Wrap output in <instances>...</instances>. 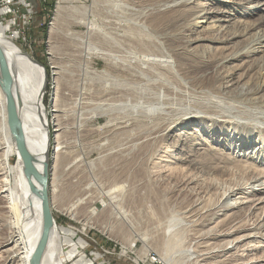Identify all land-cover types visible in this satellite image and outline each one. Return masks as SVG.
Masks as SVG:
<instances>
[{"label": "rangeland", "instance_id": "1", "mask_svg": "<svg viewBox=\"0 0 264 264\" xmlns=\"http://www.w3.org/2000/svg\"><path fill=\"white\" fill-rule=\"evenodd\" d=\"M162 2L67 0L53 39L49 37L53 14L43 20L39 6L26 34L24 52L43 66L47 76L43 102L51 124V147H65L49 178L53 216L57 227L77 232L74 241L81 238L85 243L80 254L91 261L102 254L104 245L106 250L116 249L105 260L113 264H152L153 256L160 264H204L193 218L186 212L216 206L230 190L249 188L257 175L264 182V88L257 91L264 80V44L252 57L227 63L225 69L235 73L232 86L220 87L215 79L217 59L264 33V0L242 7L197 0L193 8L207 5L209 14L195 20L187 14H167L164 9H173L174 4ZM216 10L229 13L221 16L212 12ZM187 21L197 24L185 33ZM215 24L244 35L231 44H187L189 38L216 35L217 28H211ZM56 108L58 121L52 113ZM186 113L197 121L184 120L176 130L166 131ZM54 123L59 125L55 133ZM180 138L186 141L181 143ZM188 155L199 163L185 164ZM259 197L264 194L255 196ZM255 209L252 216L241 215L237 221L257 226L264 203ZM172 216L182 221L176 229L182 240L165 262ZM222 219L216 217L205 230ZM223 242L212 240L206 249L214 252ZM245 255L238 252L211 261H252V252Z\"/></svg>", "mask_w": 264, "mask_h": 264}, {"label": "bare ground", "instance_id": "2", "mask_svg": "<svg viewBox=\"0 0 264 264\" xmlns=\"http://www.w3.org/2000/svg\"><path fill=\"white\" fill-rule=\"evenodd\" d=\"M196 1L197 0H163L165 6L174 4V6H172L173 9L165 8L164 10L168 11L167 14L179 13V16L187 14L188 17H192L190 20L205 18L207 14H209L208 6L199 4L193 8L192 4ZM222 1L227 5L242 7L248 3L251 4L253 0ZM66 2L67 0H58L54 16H51L52 22L49 28V37L52 39L59 31L58 25L60 20L64 18ZM181 7L184 9L181 10ZM188 7L189 9H187ZM212 12L220 14L221 16H224L225 13H229L224 10H216ZM233 21V24L239 23L238 21ZM186 23L187 25L184 24L186 25L185 33L191 31L197 24L196 21H187ZM257 25L258 23L248 24L247 29H252ZM211 28H217L215 31L218 33L216 35H200L196 38H189L187 44H203L206 42H225L231 44L236 38L244 35L243 32L239 31H226L222 26L216 27V24ZM103 40L104 42H107L105 38H103ZM263 44L264 33L259 32L256 33L253 40L249 41L244 47L235 50L223 59H217L215 61V79L219 86L225 88L232 86L234 80L233 75L235 73L233 71L229 72L228 69H225L227 63L238 60L241 57H252L258 53V47ZM0 47L13 79V100L17 115L21 122L27 150L32 157L34 166L40 173L44 171L46 165L48 166V177L50 178L51 170L53 171V175L59 164L60 151L65 147L62 146V144H58L55 149L51 147V124L43 102L45 94L44 89L47 82L45 70L41 66L35 64L33 59L28 56L20 46L7 37L6 27L1 25ZM202 47L205 48L204 45H202ZM186 52L187 51H182L181 53L187 54ZM103 54L107 53L103 52ZM196 54L199 55V53ZM105 60H108V57H105ZM256 66H258V64L255 65V67ZM249 68L252 70L253 65ZM261 88H264V80L260 83V87L257 91ZM52 113L55 115L53 116L54 120L58 121L57 114L60 113V111L56 108L52 110ZM190 114L191 113H186L183 117L181 116L182 118H180V122L169 125L166 131L170 133L171 130H176L184 123V120H192L188 122L189 124L197 121V119L192 115L190 116ZM213 122L214 124H217L215 121ZM58 127V123H54L53 128L56 129L52 128V131L54 133L58 132ZM179 141L182 143L186 140L180 138ZM244 147L246 146L244 145ZM51 150L53 155H51ZM184 161L185 164L189 166H196L200 160L189 156L188 158L186 157ZM51 163L52 165L50 166ZM219 166L220 165H218L217 168H219ZM158 177L162 180L164 175L159 173ZM171 177H173V174ZM262 178V175H257L253 178L251 184L249 183V188L246 187L230 190L222 197L220 203L214 207L207 210L204 209L205 211L198 210L194 213L190 210L189 212H186L188 218H193V227L194 230L196 229V240L199 246L198 252L204 264H219L218 261L214 263L211 260L221 258L227 254H237L238 252H240L241 255H245L247 252H252V261L246 264H264V250H261L264 248V210L261 213V221L258 224L256 223L257 226L255 227L251 225L252 228H250L247 223H243V220L237 221L241 215H245V217L252 216L255 213L253 210L256 206L264 203V197L255 198L258 194H264V182L262 181ZM218 216H224V219L219 220L214 226L205 230L206 227L209 226V224H211V222ZM227 220L229 223L226 226L218 225L219 222H226ZM179 224H182V221L176 219L174 216L170 217L166 229L169 238H167L164 243V253L162 257L165 262L169 261L170 252L180 247L179 242L182 239L181 235L176 231ZM42 232L43 212L40 186L32 176L27 175L25 172L22 158L9 130L7 99L0 83V264H93V261L85 259L83 254H80V252H83L84 250L85 243L81 238L76 242L74 241L77 232L73 229L64 227L53 228L45 246L42 249H39ZM239 232H244V234L238 239L225 240ZM143 240L147 241L148 239L145 238ZM212 240L215 242H224L223 244H220V247L218 244V249L216 248L214 252H212L214 248L212 250L210 249V252H208L206 248ZM252 242H255V245H251ZM257 250L262 251L260 256H257Z\"/></svg>", "mask_w": 264, "mask_h": 264}, {"label": "water", "instance_id": "3", "mask_svg": "<svg viewBox=\"0 0 264 264\" xmlns=\"http://www.w3.org/2000/svg\"><path fill=\"white\" fill-rule=\"evenodd\" d=\"M34 62L35 64L43 68V66L38 62L36 61ZM0 73H1V81H0L1 87L7 99L8 125H9L10 133L15 141L17 150L22 158L26 174L32 176L40 186V196H41L42 212H43V232L40 240L39 249H42L45 246L52 229L57 228L52 212L51 200L49 194L48 166L46 165L44 171L40 173L37 170V168L34 166L32 157L27 150L24 134L21 128V122L17 115L13 100V93H12L13 79L1 47H0Z\"/></svg>", "mask_w": 264, "mask_h": 264}, {"label": "built area", "instance_id": "4", "mask_svg": "<svg viewBox=\"0 0 264 264\" xmlns=\"http://www.w3.org/2000/svg\"><path fill=\"white\" fill-rule=\"evenodd\" d=\"M51 3L54 4V8L51 7ZM58 0H0V25L6 27V35L14 43L20 46L24 50L26 44V34L31 27V20L34 19L36 14V8L41 7L43 13L53 14L55 13ZM88 245V244H87ZM102 245L97 259L93 261L98 264H113L111 260L105 261L108 256L114 255L116 249H105ZM85 249V247H84ZM85 259L86 254L83 255ZM93 256V255H92ZM101 260V263L98 260ZM152 264H160V261L155 256L150 259Z\"/></svg>", "mask_w": 264, "mask_h": 264}, {"label": "trees", "instance_id": "5", "mask_svg": "<svg viewBox=\"0 0 264 264\" xmlns=\"http://www.w3.org/2000/svg\"><path fill=\"white\" fill-rule=\"evenodd\" d=\"M51 7L54 8V4H53V3H51ZM51 16H52V14H46V15L44 14V18H43V20H46V21H47V20H50V17H51ZM47 70H48V69H47Z\"/></svg>", "mask_w": 264, "mask_h": 264}]
</instances>
